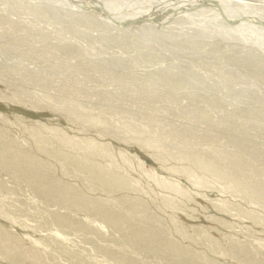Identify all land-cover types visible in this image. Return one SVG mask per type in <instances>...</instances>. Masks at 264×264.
Masks as SVG:
<instances>
[{
    "label": "rangeland",
    "instance_id": "rangeland-1",
    "mask_svg": "<svg viewBox=\"0 0 264 264\" xmlns=\"http://www.w3.org/2000/svg\"><path fill=\"white\" fill-rule=\"evenodd\" d=\"M70 1L0 0V264H264V46Z\"/></svg>",
    "mask_w": 264,
    "mask_h": 264
},
{
    "label": "bare ground",
    "instance_id": "bare-ground-1",
    "mask_svg": "<svg viewBox=\"0 0 264 264\" xmlns=\"http://www.w3.org/2000/svg\"><path fill=\"white\" fill-rule=\"evenodd\" d=\"M50 1H53V2H59L61 4H65V5H70L71 6V1L70 0H67V1H64V0H50ZM75 1V0H74ZM76 1H81V0H76ZM88 2L89 5H99V3H102V4H105V3H109L110 7H112L113 9H116V10H124V15L127 13V15L129 16H124V18H122L123 21H127L129 18L131 17H136L135 15H137V19L139 18V13L138 12H133V8L131 9V2H133V0H124L123 2H118L117 0H110V1H106V2H101L100 0H86ZM137 1V0H135ZM160 0H152V2L154 3L155 2V5L154 8H156L157 10L160 8V6H162V8H160L157 12L156 11H153V9H147L148 10H145L143 11V14H154L155 13H171V12H174L173 8L174 6H176V4L178 3H182L181 0H170V3L169 4H166L164 5V3H162L161 1L159 2ZM163 1V0H162ZM21 2V1H20ZM20 2H17V8L19 9H23L25 6L22 5ZM129 2V4H127ZM138 2V1H137ZM136 2V3H137ZM147 2V5H148V1ZM144 2V3H146ZM58 3V5H59ZM142 3V2H141ZM133 4V3H132ZM200 8L202 7H205L207 9H211L212 11H214L213 13L215 14V16H221L220 18H224V14L225 12H228L227 13V16L228 18H224V20L230 25L231 27V30L233 31H237V36L234 34V32L232 31V34L235 36V37H228V38H237V39H242V40H245V42L247 43H252V44H256V45H261V46H264V32L261 31L259 32L258 34L254 33L255 30H258L260 31V27L261 26L262 30H264V25H262L259 21H256V17H264V1L262 0H187V2L185 3L186 6H190V5H196ZM138 5V4H137ZM152 5V4H151ZM62 6V5H61ZM150 6V5H149ZM35 7V6H34ZM28 8V7H26ZM223 8V9H222ZM228 8H234V9H237V13H232ZM64 9V8H63ZM136 9V8H135ZM146 9V8H145ZM225 10V11H224ZM136 11V10H135ZM155 12V13H154ZM211 12V11H210ZM212 13V12H211ZM223 14V15H222ZM142 15V14H141ZM77 16V15H76ZM75 16V17H76ZM231 16V17H229ZM74 17V18H75ZM87 17L86 15L84 16H80L79 19H83ZM211 17L213 18V16L211 15ZM146 18V17H145ZM232 18V19H231ZM240 18V19H239ZM1 19L5 21V19H7L6 17L4 16H1ZM78 19V20H79ZM140 19V18H139ZM168 19V22L170 23H174L175 20H179L181 19L180 17L178 18H167ZM242 19V20H241ZM111 20V19H110ZM134 20V19H133ZM141 20V19H140ZM184 20V18L182 19ZM200 20V19H199ZM240 20V21H239ZM116 21V20H115ZM130 21V19L128 20ZM127 21V22H128ZM144 21V20H142ZM212 21V20H211ZM125 22V23H127ZM133 22V21H132ZM150 21H148L149 23ZM156 22V21H155ZM202 22V20H201ZM214 22V21H213ZM237 22V23H235ZM239 22V24H238ZM119 23H123V22H119ZM130 23V22H128ZM134 23V22H133ZM216 23V22H215ZM153 24V23H152ZM151 24V25H152ZM213 24V23H212ZM217 24V23H216ZM215 24V26H216ZM150 25V24H149ZM150 25V26H151ZM207 25V24H205ZM218 25V24H217ZM259 25V26H257ZM139 26L142 27V24H140ZM213 26V25H212ZM199 28V26L197 27ZM210 28V27H209ZM249 28H252V29H249ZM195 29H196V26H195ZM193 30V29H192ZM198 30V29H197ZM203 31L202 32H206V28L202 29ZM250 30H254L252 33L250 32ZM263 32V33H262ZM208 33V31L206 32ZM36 35V34H35ZM151 37V36H150ZM239 37V38H238ZM227 38V37H226ZM44 39V38H43ZM46 39V38H45ZM41 40V39H40ZM255 41V42H254ZM62 46V45H61ZM126 46V45H125ZM53 47V46H52ZM66 47V46H65ZM62 49V48H61ZM72 49V47L70 48ZM82 54V53H81ZM73 55V54H72ZM74 55H77V54H74ZM80 55V54H79ZM78 55V57H79ZM83 57V55L81 56ZM86 60V59H85ZM245 61V59H244ZM248 61L250 63V60L248 58ZM84 62V61H83ZM89 63V62H88ZM102 69V68H101ZM103 70V69H102ZM107 70V69H105ZM120 78V77H118ZM122 79V78H121ZM113 80V78H112ZM158 80V79H157ZM114 81V80H113ZM123 81V80H121ZM159 81V80H158ZM162 81V80H161ZM168 81V80H166ZM120 82V81H118ZM160 82V81H159ZM158 82V83H159ZM158 83L155 81V85L157 86ZM151 86V85H150ZM158 88V87H156ZM240 144V143H239ZM241 150H244V151H249L250 149H247L246 147L244 146H240L239 147ZM253 154V153H252ZM255 155V154H254ZM195 159V158H194ZM198 165L202 166V167H205L207 170L211 171L212 173L214 174H217V175H224L225 172H219L214 166L210 165L209 163H207V161H204L202 159H196L195 161Z\"/></svg>",
    "mask_w": 264,
    "mask_h": 264
}]
</instances>
